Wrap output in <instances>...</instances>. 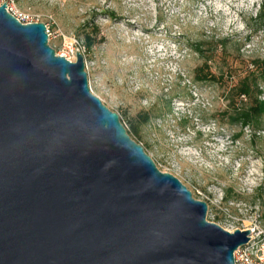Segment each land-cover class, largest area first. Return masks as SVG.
Listing matches in <instances>:
<instances>
[{
  "label": "water",
  "instance_id": "obj_1",
  "mask_svg": "<svg viewBox=\"0 0 264 264\" xmlns=\"http://www.w3.org/2000/svg\"><path fill=\"white\" fill-rule=\"evenodd\" d=\"M84 67L0 5V264H235L251 230L208 221Z\"/></svg>",
  "mask_w": 264,
  "mask_h": 264
},
{
  "label": "rangeland",
  "instance_id": "obj_2",
  "mask_svg": "<svg viewBox=\"0 0 264 264\" xmlns=\"http://www.w3.org/2000/svg\"><path fill=\"white\" fill-rule=\"evenodd\" d=\"M5 1L44 23L56 55L83 54L90 92L160 171L207 203L208 221L264 232V115L258 126L230 123L247 103L234 85L264 58L262 0ZM205 64L221 78L196 80ZM141 110L154 117L135 136L128 118Z\"/></svg>",
  "mask_w": 264,
  "mask_h": 264
},
{
  "label": "trees",
  "instance_id": "obj_3",
  "mask_svg": "<svg viewBox=\"0 0 264 264\" xmlns=\"http://www.w3.org/2000/svg\"><path fill=\"white\" fill-rule=\"evenodd\" d=\"M258 17L264 18V0L260 4V11ZM92 44L91 37L86 35L85 45L86 50H89ZM198 50V48H196ZM199 51V50H198ZM251 69L247 68V72L239 79L233 87V95L237 98L246 100L245 105L234 107V114L230 116V123H240L241 125H256L260 123V118L264 115V99L259 97L261 89L259 88V80L264 81V58H257L252 60ZM206 70L199 67L197 71L200 74L196 75V80L199 81H215L221 78L216 77L215 74L205 64ZM234 98L231 97L232 103ZM154 115L146 110H141L128 118V126L130 132L139 136L141 128L148 124Z\"/></svg>",
  "mask_w": 264,
  "mask_h": 264
},
{
  "label": "built area",
  "instance_id": "obj_4",
  "mask_svg": "<svg viewBox=\"0 0 264 264\" xmlns=\"http://www.w3.org/2000/svg\"><path fill=\"white\" fill-rule=\"evenodd\" d=\"M11 5L10 8L6 9L15 18L22 23L32 22L25 14L16 11L13 4ZM60 55L70 61L74 59V56H68L66 54ZM233 256L235 264H264V232L251 230L248 241L239 246L234 251Z\"/></svg>",
  "mask_w": 264,
  "mask_h": 264
},
{
  "label": "bare ground",
  "instance_id": "obj_5",
  "mask_svg": "<svg viewBox=\"0 0 264 264\" xmlns=\"http://www.w3.org/2000/svg\"><path fill=\"white\" fill-rule=\"evenodd\" d=\"M4 3V2H3ZM5 4H6V8L8 9V8H10V6H12L10 3H8V2H5ZM78 52V51H77ZM83 55V54H82ZM84 57V56H83Z\"/></svg>",
  "mask_w": 264,
  "mask_h": 264
}]
</instances>
